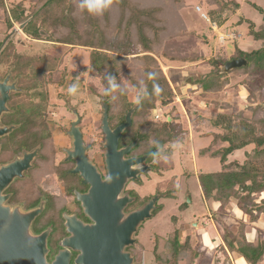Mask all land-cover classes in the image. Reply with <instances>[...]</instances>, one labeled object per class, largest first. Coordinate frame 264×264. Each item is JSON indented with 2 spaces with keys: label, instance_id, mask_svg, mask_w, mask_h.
<instances>
[{
  "label": "trees",
  "instance_id": "trees-1",
  "mask_svg": "<svg viewBox=\"0 0 264 264\" xmlns=\"http://www.w3.org/2000/svg\"><path fill=\"white\" fill-rule=\"evenodd\" d=\"M133 1L112 0L110 7L102 15H93L87 7H80L82 0H41L40 6L31 8L28 16L30 20L24 32L34 39H39V32L44 30L49 34V41L54 44L90 49L89 71L93 76L102 78L109 93L112 83L117 82L120 77L121 59L127 61L132 58L135 62L142 63V79H132L131 82L139 97L135 116L142 118L151 112L159 114L161 107L166 108L173 104L170 83L156 63L157 60L149 54L159 53L158 49L162 43L160 40L165 31L166 37L177 40V43L182 45L189 46L195 36L186 33L185 25L178 15L183 0L172 4L171 7L139 3L154 0ZM232 2L231 7L224 0H206L208 5L215 7L207 13L210 22L217 27H223L227 15L239 10V5ZM112 9H116L117 17L113 26L111 25L113 29L110 30L105 25L110 22ZM12 14L17 13L14 10ZM241 21L239 18L235 25H239ZM107 33H110V37ZM247 35L251 42H264V24L256 29L253 23H249ZM245 44L238 46L236 41H233L234 55L217 62L224 64L236 58L247 62L245 67L231 71L228 75H219L217 63H214L211 57L205 60L204 55L199 52L176 59L185 64L210 66V71L201 75L202 78L188 83L202 94L220 92L228 88L230 75L234 79L243 77L238 85L239 93H247L245 109L250 111L251 118L242 116V110L227 102L223 106L215 104L221 112H217L213 119L197 117L194 127V132L201 138H210L208 147L199 150V156L217 159L220 164L217 173L198 176L201 192L212 209V219L223 230V245L219 248L216 258L218 264H231L229 255L238 256L245 264H259L264 259V231L251 226L260 218L264 219V149H260L264 145V46L248 50ZM161 58L164 59L165 55ZM156 87L162 89L159 94L155 90ZM118 90V93L125 97V93L121 89ZM107 104L109 116L112 118L109 102ZM122 116L123 113L115 118L121 121ZM175 119L173 113L167 112L162 114L160 120L154 119L156 124L147 121L145 127L135 133V136L140 138L141 145L151 142V147L156 149L150 160H158V157L167 153L166 144L174 143L181 134L186 133L181 125H175ZM145 145L142 147L145 148ZM163 149L166 150L162 151ZM248 149L249 151H245ZM242 150L245 152L241 163L227 161L233 153ZM163 159L169 160L168 165L165 164L166 161H157L153 167L163 172L172 170L173 161L170 155ZM167 189L172 193L170 197L175 198L178 188L171 185ZM229 216L235 218V232L225 229L221 224V220ZM190 246L189 239L180 243L176 234L164 241L166 253L154 252V260L157 264H179L181 261L185 264H195L206 257ZM136 249L138 248L135 247V262L140 263L142 247L140 246L139 251Z\"/></svg>",
  "mask_w": 264,
  "mask_h": 264
},
{
  "label": "rangeland",
  "instance_id": "rangeland-1",
  "mask_svg": "<svg viewBox=\"0 0 264 264\" xmlns=\"http://www.w3.org/2000/svg\"><path fill=\"white\" fill-rule=\"evenodd\" d=\"M3 1L9 6L8 9L11 15H13L12 13L16 9L21 13L22 16L18 18L17 23H23L27 19L30 20L28 16L31 8L40 6L41 2V0H0V15L7 13ZM178 1L154 0L153 2L143 1L139 3L147 2L151 6L171 7L172 4L175 5ZM224 1L231 7L233 6L232 1H234L239 5V10L237 9L234 14L227 15L226 22L223 24L220 33L225 34L226 30L229 31L231 25L236 34L243 37L241 39L242 41L240 39L233 40L232 38H225L224 41L217 39V31H213L210 23L202 18V14L207 17V13L215 8L208 5L206 0H183L182 7L178 9V15L185 25L186 33L194 34L195 40L189 42V46L187 44L182 45L177 43V40H171L169 37H166L165 31L160 40L162 43H159L161 45L158 49L159 53L155 55L149 54L157 60L156 63L168 79L173 94V104L166 108L158 107L161 109L159 114H165L167 112L173 113L177 121L175 125H181L186 130V133L181 134L174 143L166 144L167 153L163 154L164 156L161 155V157H158V160L156 159L153 162L154 165L157 161L160 163L166 161L165 164L168 165L169 160H165L163 157L170 155V159L173 161V169L165 172L157 169L156 174L148 173L146 176H142L141 185L136 187V191L140 196H146L153 193L156 186H161L162 190L163 184L170 179H174L172 177H175L179 194L176 201L168 198L162 199L160 201L161 210L151 219L145 221L138 229L135 235V247L139 249L141 246L142 251L140 263L135 262V264H157L154 260V252L166 253L167 250H164V241L171 239L176 234L180 243H184L185 239H189L191 248H196L197 251L205 254L206 257L196 261L195 264H216V258L219 254V249H217L218 237L214 230L215 226L213 228L210 223V203L200 194L202 192L198 183V176L200 174L217 173L220 170V164L217 159L199 156V150L208 147L210 138L209 140L201 139V136L194 132L195 123L197 122L196 118L201 116L204 119H213L217 112H221L215 104H221L223 106L227 102L242 110V116L247 119L251 118V113L245 109V97L247 93H239L240 87L238 85L243 77L234 79L230 75L228 76L230 79L228 88L220 92L202 94L197 91L196 87L188 85V83H193L196 79L202 78L205 73L210 71V66L206 64H197L196 66L185 64L176 59L199 52L204 55L205 60L211 57V60L217 63L222 58L228 59L231 55H234L233 41H236V45L238 46L240 43H246L245 45L248 50L264 46V42H251L250 37L247 35L249 23H253L256 29L264 24V0ZM196 7L200 8V12L195 10ZM116 13V9H112L110 22L105 25L110 30L113 29L112 24L116 20ZM239 18L242 21L236 26L235 23ZM227 23L230 25H226ZM41 31L45 33V36L39 35V39H34L28 35L26 39L18 31L15 39L21 41V43L15 44V46H20L18 52L21 54L16 56L19 58L17 62L19 61L22 64L21 68L25 67L28 70V78L25 83L33 90V92L29 90V96L32 93H38L42 88H44L45 95L47 96L45 103L34 102V104L29 102L27 108L29 119H32L33 112H38L43 104H45L44 109L49 111V113L63 111V102L56 97L59 90L55 85L59 81L61 85L63 83V81L61 82V78H63L68 84L70 82V87L75 86L76 88V92L71 93L73 98L70 101V105L82 113L84 118L83 123L86 126L85 132L87 133L89 141L96 145L102 143L103 134L100 129V119L103 110L100 102L108 98L111 111L110 115L112 116L111 121L113 123L117 122L115 116L124 114L130 108H137V101L139 99L138 91L132 86L131 82L132 79L134 81L135 79L138 81L142 79V63L139 61L135 62L132 58H128L127 61L121 59L122 69L120 77L116 80L117 82L112 83L109 93L108 89H106L107 85L102 78L93 76L89 71L90 49L79 46L72 47L54 44L49 41V34L44 30ZM107 35L110 37V33H107ZM58 47L63 49H58ZM163 54L165 55L164 59L161 58ZM54 55L56 56L53 57ZM217 64V69L223 65ZM229 73L224 75H228ZM43 74L45 75L44 77H42ZM115 88H117L116 91H114ZM118 89H121L125 93V97L118 93ZM34 118H36V115ZM134 119L135 133H139L145 127L147 121L155 123L152 112L142 118L135 116ZM144 145H141V150L151 147L152 143L149 142L145 145V148L142 147ZM165 150L163 149L162 151ZM245 151H249V149ZM245 151L242 150L233 153L228 157L227 161H238L241 163L244 160ZM185 169H188V174ZM188 193L192 203L186 207L185 211H180L178 207L182 203L187 202L186 194ZM214 208L216 209V206ZM173 217H175L174 221L172 219ZM234 221L235 218L229 216L226 219H222L221 224L225 229L235 232L236 226ZM245 222L248 224L247 219H245ZM253 227L264 231V220L259 219ZM217 228L220 233H223V230L218 226ZM155 241H157L156 245ZM219 245L222 246V244ZM232 259H234L233 256ZM179 264H185V262L181 261ZM259 264H264V259Z\"/></svg>",
  "mask_w": 264,
  "mask_h": 264
},
{
  "label": "flooded vegetation",
  "instance_id": "flooded-vegetation-1",
  "mask_svg": "<svg viewBox=\"0 0 264 264\" xmlns=\"http://www.w3.org/2000/svg\"><path fill=\"white\" fill-rule=\"evenodd\" d=\"M4 4L7 13L0 15V46L13 29L16 30V33L0 54V197L5 199V206L9 209H18L22 212L41 210V213L32 222V230L35 234L49 230L46 258L51 262L61 250L60 242L71 236L68 227L77 224L83 226L93 224L85 213L83 201L80 198L88 196L89 193H100L103 210L110 207L115 213L120 206L121 212L126 216L141 208L151 198L159 196L156 204L157 210L153 212L154 216L161 210L160 201L167 198L176 201L179 190L176 192L175 198L170 197L172 193L168 191L167 187L171 185L177 187L176 179L172 177L174 179L163 184L162 190L161 186H156L153 193L146 196H140L136 191V187L141 185L142 176H146L148 173L156 174L157 171L153 167L155 159L150 160L156 149L153 147L147 149L149 148L147 147L145 151V149L138 148L141 144L140 138L135 136L134 131L135 111L131 116L130 127L124 130L119 138L117 150L127 147L138 139L137 145L126 156H123V159H135L151 153L145 162L151 169L140 175L137 181L135 179L127 180L117 197L109 196L110 193L118 192L114 190V187L113 190L108 189V183L99 191L92 190V167L101 182L107 181L108 178L106 151L103 147L104 135L102 143L96 145L89 141L82 113L70 105L73 98L71 92L68 91L70 82L68 84L63 78H61V82L63 81L61 85L60 81L55 83L59 90L56 97L63 102V111L49 113L44 109L45 104H43L38 112H33L32 119H29L27 110L29 102L45 103L47 96L44 88L29 96V90L32 92L33 90L25 83L28 78V70L25 67L21 68L22 64L17 62L19 58L16 55L21 54L18 52L20 46H15V44L21 43L19 39L15 40L17 31L27 39L24 28L29 19L23 23H17L18 18L22 16L21 13L16 9L17 14L11 15L9 6L6 5V2ZM22 25L24 26L21 27ZM44 76L43 74L42 77ZM107 102L108 98L105 103L107 104ZM130 110L131 108L125 111L121 121H117V123L111 121L108 113L110 129L113 130L123 124L125 116ZM35 115L36 118H34ZM77 120L79 123L76 128L82 143L78 147L74 146V137L70 135L72 124ZM7 166L9 169L5 174L3 168ZM119 170L122 172L121 165ZM185 170L188 174V169ZM200 194L205 199L203 193ZM125 196L127 197L126 201L122 200ZM186 198L187 202L178 207L180 211H185L186 207L192 203L189 193L186 194ZM89 203L92 208L99 201L94 199ZM183 207H185L184 210ZM133 240L134 244L125 248V251L131 254L133 264H135V234ZM70 253V264H73L78 253L72 250Z\"/></svg>",
  "mask_w": 264,
  "mask_h": 264
},
{
  "label": "water",
  "instance_id": "water-1",
  "mask_svg": "<svg viewBox=\"0 0 264 264\" xmlns=\"http://www.w3.org/2000/svg\"><path fill=\"white\" fill-rule=\"evenodd\" d=\"M15 33L16 30L13 29L0 46V54ZM39 35L45 36V33L40 31ZM246 65L247 62L244 59L236 58L219 66L218 73L224 75ZM105 101V99L101 101L103 110L101 131L104 135L103 147L106 151L108 178L107 181L101 182L92 167L91 182L92 190L98 191L108 183V189L113 190L114 187V190L118 192L110 193L109 196L117 197L127 180L135 179L137 181L140 175L151 169L145 164L151 153L135 159H123V156H126L138 143V139H136L127 147L117 150L119 138L124 130L130 127L131 116L136 107L126 114L123 124L111 130L108 122V106ZM78 123L77 120L72 124L70 133L74 137V146L76 147L82 144L76 128ZM260 149L263 150L264 145ZM120 165L122 172L119 170ZM8 169L9 166L3 168V173L7 174ZM100 197V193H89L88 196L80 198L83 201L85 213L93 224L89 226L77 224L68 227L71 236L60 242L61 250L51 262L46 258L49 230L40 234H35L32 230V222L41 213V210L22 212L18 209H9L5 206V199L0 197V264H70V250L78 253L73 264H133V258L130 253L125 251V248L134 244L133 235L137 234L138 229L145 221L153 217V212L157 210L156 204L159 196L151 198L141 208L126 216L121 212L120 206L115 213L110 207L103 210ZM126 198L125 196L122 200L126 201ZM94 199L99 203L94 204V207L91 208L89 202Z\"/></svg>",
  "mask_w": 264,
  "mask_h": 264
},
{
  "label": "clouds",
  "instance_id": "clouds-1",
  "mask_svg": "<svg viewBox=\"0 0 264 264\" xmlns=\"http://www.w3.org/2000/svg\"><path fill=\"white\" fill-rule=\"evenodd\" d=\"M112 3V0H88V2H85V0H82L80 7L83 9L85 7H87L88 11L90 14L93 15H102L103 12L110 7ZM156 92L157 94H159L162 89L161 87H156ZM69 92L74 93L76 92V88L75 86L70 87L68 89ZM139 101H137L138 103Z\"/></svg>",
  "mask_w": 264,
  "mask_h": 264
},
{
  "label": "crops",
  "instance_id": "crops-1",
  "mask_svg": "<svg viewBox=\"0 0 264 264\" xmlns=\"http://www.w3.org/2000/svg\"><path fill=\"white\" fill-rule=\"evenodd\" d=\"M226 25H230L229 23H227ZM232 26L230 25V28H229V31L228 30H226V35H230L231 33H233L235 36H236V40L237 39H242L243 37H241V36H239V35H237L236 34V32H235V30H234V28L232 27ZM228 31V32H227ZM251 39V38H250ZM239 41V40H238ZM242 41V40H241ZM233 44V43H232ZM241 44V43H240ZM243 44V43H242ZM241 44V45H242ZM201 139H208L209 140V138H201ZM209 143H210V140L208 141V145H209ZM238 152V151H237ZM264 196V195H263ZM212 209H210V207H209V211H210V213H211V215H209V218H211L210 219V223L212 224V226H213V228H214V226H215V228H214V230H215V232L217 233V244H218V248L217 249H219V247L221 246V245H219V244H222L223 245V242H222V236L220 237V235H221V233L219 232V230H218V228H217V226H216V223L214 222V220L212 219V211H211ZM261 220H264L263 218H260ZM259 221V220H258ZM257 221V222H258ZM252 226V225H251ZM253 226H255V224L253 225ZM252 226V227H253ZM220 233V234H219ZM219 240V241H218ZM220 242V243H219ZM217 252V251H216ZM215 252V253H216ZM232 256H233V258L234 259H232ZM229 258H230V262H231V264L234 262V264H245V262L241 259V258H239L238 256H234V255H229ZM234 260V261H233ZM216 264H218V263H216Z\"/></svg>",
  "mask_w": 264,
  "mask_h": 264
},
{
  "label": "built area",
  "instance_id": "built-area-1",
  "mask_svg": "<svg viewBox=\"0 0 264 264\" xmlns=\"http://www.w3.org/2000/svg\"><path fill=\"white\" fill-rule=\"evenodd\" d=\"M195 10L197 12H200V8L199 7H196ZM202 18L205 19L208 23H210L211 29L213 31H217L216 32V36H217L218 40L224 41L225 38H227V39L232 38L234 40L236 38V36L233 33H231L230 35L221 34L220 30L222 29V27L220 28V27H217L216 25L212 24L210 22V20L208 19V17H206V15L202 14ZM161 117H162V114H158V113L154 112V119L155 120H160Z\"/></svg>",
  "mask_w": 264,
  "mask_h": 264
}]
</instances>
